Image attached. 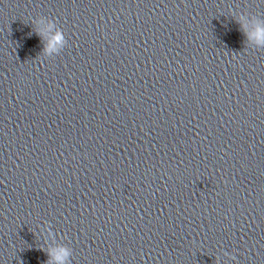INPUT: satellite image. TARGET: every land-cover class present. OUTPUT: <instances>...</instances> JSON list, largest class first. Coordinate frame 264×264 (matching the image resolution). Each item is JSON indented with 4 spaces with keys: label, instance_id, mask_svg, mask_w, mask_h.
Returning a JSON list of instances; mask_svg holds the SVG:
<instances>
[{
    "label": "clouds",
    "instance_id": "1",
    "mask_svg": "<svg viewBox=\"0 0 264 264\" xmlns=\"http://www.w3.org/2000/svg\"><path fill=\"white\" fill-rule=\"evenodd\" d=\"M245 35L249 40L255 39L258 47H264V24L258 26L254 33L245 32ZM62 39L63 37L61 34L55 36L56 42H60ZM49 256V264H52L53 261L55 264H67V258L70 256V251L64 247H60L56 252L50 251Z\"/></svg>",
    "mask_w": 264,
    "mask_h": 264
}]
</instances>
